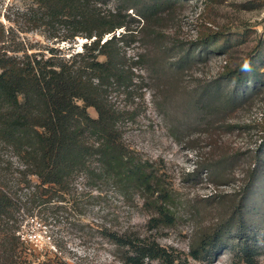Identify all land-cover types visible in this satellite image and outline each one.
Instances as JSON below:
<instances>
[{"label": "rangeland", "instance_id": "rangeland-1", "mask_svg": "<svg viewBox=\"0 0 264 264\" xmlns=\"http://www.w3.org/2000/svg\"><path fill=\"white\" fill-rule=\"evenodd\" d=\"M141 1L105 0L102 9ZM169 5L160 13V21L150 26L156 37L139 30L142 19L135 9L122 7L126 30L131 29L135 38L131 53H146L150 65H137L133 83L112 91L108 100L129 112L121 120L126 144L154 163L172 191L174 223L149 229V213L139 194L124 197L106 182L76 177L61 191L57 186H41L35 175H29L30 186L18 192L14 228L34 249L33 264H125L124 249L108 234L126 229L165 247L175 257L173 264H234L240 239L256 249L252 264H264V146L256 152L264 142V84L236 110L218 112L213 101L205 105V98L199 110L195 106L196 92L226 84L220 74L227 66L253 59L264 63V47L261 59L255 57L257 46L264 45V0H170ZM36 6L34 0H0V21L14 32L7 43L14 50L11 53L41 51L49 56L53 47L62 48L57 55L67 59L82 50L85 38L57 43V36L66 31L57 22L47 26L41 21L30 28V14H39ZM207 33L237 37H232L226 53H210L189 67H170L175 60L171 56ZM87 110L97 116L94 108ZM20 163L0 142V179L11 180ZM254 168L260 178L238 225L232 207ZM226 219L223 247L212 258H191L188 249L193 238L211 234Z\"/></svg>", "mask_w": 264, "mask_h": 264}, {"label": "trees", "instance_id": "trees-1", "mask_svg": "<svg viewBox=\"0 0 264 264\" xmlns=\"http://www.w3.org/2000/svg\"><path fill=\"white\" fill-rule=\"evenodd\" d=\"M103 1L34 0L35 12L39 14H30V28L41 21L47 26L57 22L66 29L57 36V43L86 39L82 50L67 59L57 55L62 48L53 47L48 49L49 56L41 51L11 53L14 50L7 43L14 32L0 21V142L21 161L11 180L0 179V264H33L37 259L34 249L14 228V216L20 206L18 192L30 186L29 175H35L39 185L57 186L61 191L76 177L91 183L106 182L124 197L139 194L149 213V229L174 223L172 191L154 163L126 144L121 120L129 112L114 107L108 100L112 91L126 89L133 83L137 65H150L146 53H131L135 38L131 29L126 30L122 7L135 9L142 19L139 30L156 37L152 24L160 21L159 15L166 5L170 6V0H142L113 10H103ZM203 35L171 56L175 60L170 67L181 69L210 53H226L232 37H237L223 33ZM263 47L257 46V59H261ZM263 67L264 63L254 59L227 66L220 74L226 82L222 88L219 84L210 85L196 92V109L205 104L200 101L204 98L207 106L212 101L216 103L218 112L238 109L248 102L257 86L264 84ZM89 107L94 108L96 117L90 116ZM263 146L264 142L256 152ZM257 168L252 169L247 188L232 207L238 225L244 220L247 202L260 178ZM227 221L211 234L193 238L189 256L195 260L212 258L223 247L220 242ZM108 236L124 249L121 259L125 264H173L175 260L154 239L129 229ZM255 256V247L240 239L233 252L234 264H252Z\"/></svg>", "mask_w": 264, "mask_h": 264}, {"label": "water", "instance_id": "water-1", "mask_svg": "<svg viewBox=\"0 0 264 264\" xmlns=\"http://www.w3.org/2000/svg\"><path fill=\"white\" fill-rule=\"evenodd\" d=\"M86 42V39L83 41V43Z\"/></svg>", "mask_w": 264, "mask_h": 264}, {"label": "built area", "instance_id": "built-area-1", "mask_svg": "<svg viewBox=\"0 0 264 264\" xmlns=\"http://www.w3.org/2000/svg\"><path fill=\"white\" fill-rule=\"evenodd\" d=\"M34 237L36 236V235H33Z\"/></svg>", "mask_w": 264, "mask_h": 264}]
</instances>
